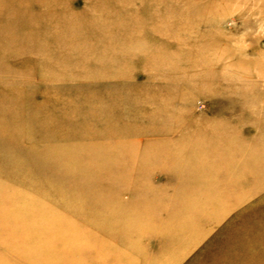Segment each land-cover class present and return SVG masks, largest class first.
<instances>
[{"label": "rangeland", "instance_id": "obj_1", "mask_svg": "<svg viewBox=\"0 0 264 264\" xmlns=\"http://www.w3.org/2000/svg\"><path fill=\"white\" fill-rule=\"evenodd\" d=\"M5 229L24 264H264V0H0Z\"/></svg>", "mask_w": 264, "mask_h": 264}, {"label": "bare ground", "instance_id": "obj_2", "mask_svg": "<svg viewBox=\"0 0 264 264\" xmlns=\"http://www.w3.org/2000/svg\"><path fill=\"white\" fill-rule=\"evenodd\" d=\"M49 215V214H48ZM204 216V215H202ZM2 219V222H5L7 220ZM14 224H9L8 225V230H11L13 228ZM41 226H39L40 228ZM5 230H1L0 234L4 235L5 234ZM47 234V233H46ZM4 241L2 243H0V247H3L4 249L2 250L3 252L0 251V264H24L23 261L21 260L22 258L19 259V261L17 262V260L15 258H12L13 255H10L11 251H6L8 248H10L11 246H15L18 245V242H23V238L21 236H12V235H8L5 236V238L3 239ZM10 250V249H9ZM18 254V253H17ZM68 258V257H67ZM62 263L63 264H67L65 259H62ZM71 264V262H69ZM129 263V262H128ZM31 264V263H30ZM115 264V262H114Z\"/></svg>", "mask_w": 264, "mask_h": 264}]
</instances>
